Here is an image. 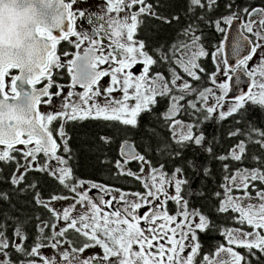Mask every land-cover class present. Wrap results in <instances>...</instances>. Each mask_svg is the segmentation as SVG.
<instances>
[{
    "label": "snow or ice",
    "instance_id": "1",
    "mask_svg": "<svg viewBox=\"0 0 264 264\" xmlns=\"http://www.w3.org/2000/svg\"><path fill=\"white\" fill-rule=\"evenodd\" d=\"M177 2L108 0L105 15L94 17L80 11L77 17L71 10L73 3L64 0V29L58 34L37 30L45 42L47 62L30 76L0 67V107L19 101L30 121L27 131H17L10 138L0 136L4 146L0 165L13 167L14 162L10 176H0V182L9 185L7 191L0 189V264H264V188L255 183L264 185V129L247 119L256 108L264 113V6H253V0H224L227 14L213 18L218 0H187L185 24L177 39L154 45L155 59L149 54L148 41L134 40V35L144 28L155 39L166 27L178 25L181 16L172 11ZM134 5L140 7L130 15H108L131 10ZM213 27L221 39L209 48L205 42ZM62 41L74 45L76 51L58 55ZM229 43L234 64L225 58ZM209 56L214 66L211 72L201 62ZM254 59L255 66H250ZM137 64L143 67L135 75L131 69ZM161 65L168 66L169 78L159 71L151 73L153 66ZM64 68L71 77L66 94L65 85L55 79L63 73L54 72ZM9 70L15 73L10 91H6ZM109 75L111 83L102 92L99 82ZM241 75L248 78L247 91L230 86L233 80L236 85L244 84ZM21 80L28 90L17 89ZM42 80L46 83L41 86ZM76 86L82 91H74ZM53 88L56 90L50 91ZM115 91L123 95L116 98ZM229 92L233 93L231 103ZM76 96L78 100L73 99ZM162 101L165 110L158 112ZM41 105L48 108L47 115L38 110ZM181 114L188 115L189 122L177 119ZM230 118H235V127L230 126L226 136L238 142L218 154L215 129L208 133L205 127L222 125ZM88 119L114 122L110 134L93 139L89 152L102 154L103 159L96 155L97 162L108 165L112 161L107 150L118 145L113 175L138 180L143 192H125L75 175L73 162L78 161V154L70 146L66 126ZM55 121H59L55 131L59 144L49 127ZM9 127H14L12 122ZM14 145L25 147L21 151ZM18 151L19 157L12 154ZM149 151L159 152L167 160L153 165L147 158ZM167 161L175 165L171 173L166 170ZM131 162L139 164L138 171L128 167ZM245 162L254 166L232 169L233 163ZM212 163H219L224 173L219 184L223 191L212 193L218 201L215 212L238 214L229 218L239 227L222 228L226 244L203 253L198 260L203 248L200 235L215 232L217 226L205 213L190 207V198L207 195ZM197 180L201 183L196 184ZM57 185L73 195L55 191L43 195L46 187L55 189ZM67 200L74 202L62 211L54 207V202ZM169 202L175 203V214H169ZM78 205L82 211L73 215ZM29 206L44 209L48 215H25L21 209ZM9 226L11 237L7 235ZM97 247L102 254L84 256ZM45 248L53 249L54 254L45 256Z\"/></svg>",
    "mask_w": 264,
    "mask_h": 264
},
{
    "label": "flooded vegetation",
    "instance_id": "2",
    "mask_svg": "<svg viewBox=\"0 0 264 264\" xmlns=\"http://www.w3.org/2000/svg\"><path fill=\"white\" fill-rule=\"evenodd\" d=\"M150 2H154V0H150ZM65 3H73V0H65ZM107 4H108V0H75V2L73 3V8L71 9L73 11V13L78 17V14L80 11H84L87 14H92L94 17L95 16H100V15H105L106 10H107ZM182 6L184 7V12L180 13L179 15L181 16V20L180 23L178 25H174L172 27H166L165 30H168V34L166 36H164L163 38H155V39H151V33L146 32V30L144 28H138L137 33L134 35V40L135 39H139V40H147L148 41V51L149 54H152L154 56L155 59H158V57L154 54L153 52V46L158 44L159 42L162 41H168L169 43H171L173 40L177 39V32L179 31V29L185 24V12L187 11L186 5H187V0H183L182 1ZM219 0H218V6H219ZM253 6H264V0H253ZM140 5H134L133 8L131 10L125 8L123 12L120 13H109L108 15L110 16H117V17H124L125 15H130L131 11H138ZM175 13V12H174ZM61 22L58 25H55L54 27H52L50 29V31H52L54 34H58L60 31H62L64 29V27L66 26V20L64 19V13L61 12ZM131 21L129 20V23ZM86 23V22H85ZM98 26V25H97ZM89 31H91V28L89 26L88 28ZM182 39V37H180ZM70 40H74V37H69ZM87 46L86 44L82 46L85 47ZM69 51V53L71 54L72 52L76 51V49L74 48V45H69L66 41H62L58 46H57V54L58 55H62V53L64 51ZM82 50V49H81ZM71 58V55L68 57ZM66 62V61H65ZM203 63V65L206 67V69L211 72L214 70V66L211 60V57L209 56L208 59L206 60H202L201 61ZM142 65L141 64H137L135 65L131 71L135 74L138 75L140 74V72L142 71ZM167 65H161L159 67L153 66L151 73L154 74L155 72L159 71L164 73L166 78L168 77V71H167ZM125 71H128L127 69ZM177 71L180 72V74L183 76L184 74L180 71L179 68H177ZM54 72H61L63 73V76H55V79L61 83L64 84V93L66 94L68 92V87L67 85L71 83V77L67 74V69H58V70H54ZM15 73V70H9V75L5 78V90L6 91H10V78L11 75ZM187 78V77H186ZM190 79V78H187ZM205 79H207L205 77ZM46 83V81L42 80L41 81V86ZM111 83V76H107V77H102L101 81L99 82L98 87L101 88V91L103 92V89L108 87ZM16 87L18 89V85L16 84ZM23 88L25 90H28V85L26 83H23ZM56 89L53 88L50 91L54 92ZM74 91H82L81 89H79V86H76V89ZM112 95L116 98H120L123 93L120 91H115L112 93ZM42 102L45 98H41ZM100 102H103V95L99 98ZM130 103H135V101H130ZM166 107V102L162 101L159 104V107L156 109L158 112H162L163 110H165ZM38 110L41 111L42 114L47 115L48 113V108L46 106H38ZM177 119H181L185 122H189V116L186 114H181L179 116H177ZM114 122H107V121H94L91 119H88L84 122H69V125L66 126V131L69 133V135L71 136V139L69 141L71 148L74 150V152H76V148L74 147V135L73 132L76 133L78 131H81L83 129H92V130H96V134L97 136L101 135V133L103 132L104 134H110L112 131V124ZM105 125H108L107 127H105ZM50 128L53 129L54 131V138L57 139L58 144L60 143V139L58 136L55 135V131L59 128V121H55L53 122L51 125H49ZM232 127V126H231ZM212 129L215 131L218 129L219 130V125H216L214 123H210L205 127V131L208 133H211ZM217 130V131H218ZM73 136V137H72ZM73 139V140H72ZM72 140V141H71ZM218 146V144L216 145ZM14 147L18 150H23L24 149V145H14ZM31 147V145L29 146ZM4 146L0 145V149L3 150ZM117 149H118V145L113 144L108 150H107V156L108 158L112 161V164H108V165H103L102 169L106 170V172L103 175H88L85 174L84 172H79L76 168V163L77 161L73 162V167L75 169V175L78 178L84 179L86 181H106L104 183H100V184H104V185H111L114 186L116 188L120 189V181L123 180H135L132 177H126V176H120V177H115L113 175V173L115 172V168L112 166L115 163V160L118 159V155H117ZM143 149H141L142 151ZM143 152V151H142ZM153 152V151H152ZM154 154L157 155V152H153ZM13 155H16L17 157L20 156V152H14L12 153ZM59 154V153H58ZM77 154H78V150H77ZM153 165H156L155 163L160 161L156 156L154 157H147ZM78 159L79 156H78ZM103 159V157H102ZM201 160L204 159L203 156L200 157ZM167 160V158H166ZM179 164V160L175 161V165ZM173 164L172 161H167V168L166 170L171 173V171L173 170V167L175 166ZM129 168H131L133 171H138L139 170V164L137 162H131L128 165ZM14 170V162H13V167H8L6 165H0V176H10V173ZM31 175H38L36 173H31ZM213 175H214V171H213ZM99 183V182H97ZM5 186V187H2ZM9 185L6 182H0V189L3 190H8ZM219 188H214L213 191H205L207 193V195L204 198H196V197H192L190 198L191 203H190V207L191 208H195L198 209L200 211H202L203 213H205L207 216L210 217V219L212 221H214L216 223L217 229L215 232H209L208 234H201L200 235V240L203 244V248H202V252L201 255L198 257L199 259H202L203 253H208L211 251H214L215 247L218 246L221 243H225V237L223 235L220 234V231L222 228L224 227H238L239 225L234 224L231 220H230V216L232 215H238V214H234V213H227V214H220L217 215L215 212V208L216 206H218V201L213 197L212 193L216 190H218ZM54 190H47L44 191L43 190V195L45 197L49 196L50 192H52ZM96 190H93V192H95ZM170 191L173 192L174 194V188L170 189ZM251 191V189H250ZM57 194L60 195H73L71 193H68L67 191H55ZM125 192H137V191H125ZM142 192V191H140ZM222 192V191H221ZM114 195H119V193H115ZM254 195V193H253ZM207 203V204H206ZM3 207L5 206V204L2 205ZM54 207H56L58 210H60L57 205H54ZM5 208V207H4ZM7 208V207H6ZM167 209L169 211V214H175L176 211V205L174 202H169L167 204ZM21 211L25 214V215H39L41 213H44L46 216L48 215L44 209H36L32 206H29L27 208H23L21 209ZM207 211V213L205 212ZM143 212V209L141 210V213ZM223 215V221H221V216ZM61 225V222H60ZM245 227V226H244ZM246 230L247 227H245ZM30 233H34L35 229L34 228H30L28 229ZM7 235L9 237H11L12 235V228L11 226H9L8 228V232ZM214 236L215 238H213L212 240L214 242H209L206 240L205 237H211ZM34 235L30 237V239L27 241L28 245H31L33 240H34ZM220 238L221 242L216 243V240ZM47 249V248H45ZM138 250V249H137ZM241 253L244 252L243 249H238ZM42 252L44 254V249H42ZM13 259H15V257H13Z\"/></svg>",
    "mask_w": 264,
    "mask_h": 264
},
{
    "label": "clouds",
    "instance_id": "3",
    "mask_svg": "<svg viewBox=\"0 0 264 264\" xmlns=\"http://www.w3.org/2000/svg\"><path fill=\"white\" fill-rule=\"evenodd\" d=\"M64 0H0V67L34 75L47 62L45 42L38 29L49 31L61 22ZM19 101L0 107V136L27 131L30 121ZM12 122L14 127H9Z\"/></svg>",
    "mask_w": 264,
    "mask_h": 264
},
{
    "label": "trees",
    "instance_id": "4",
    "mask_svg": "<svg viewBox=\"0 0 264 264\" xmlns=\"http://www.w3.org/2000/svg\"><path fill=\"white\" fill-rule=\"evenodd\" d=\"M182 1L183 0H178L176 6L174 9H172L173 12H175V14H180L184 12V7L182 6ZM219 6L217 7V9L211 13V16L213 18H218L221 15H226L227 12L225 10L224 7V0H219ZM168 30H164L162 33H160L158 36H156L155 38H163L164 36H166L168 34ZM170 33V32H169ZM221 39V35L215 32L214 27L209 30L208 33V39L206 40V47H211L212 44H216L219 42V40ZM209 58V57H208ZM207 58V59H208ZM234 119L235 118H230L228 120H225L222 125H219V130L215 131L216 136H217V140L219 141L218 146H216V152L222 153V152H227L231 146H233L235 143L238 142L237 139H230L227 138L226 133L227 131L230 129V126L235 127L234 125ZM249 121H253L256 126L260 127L261 129H264V113L261 112V110L259 108H256L255 110H251L250 111V115L247 118ZM241 127H244V125H241ZM214 130L212 129L211 133ZM221 133H223V135H221ZM101 134H104L103 132ZM74 135V147L78 150V156L80 159H78L77 163H76V168L79 172H84L85 174L88 175H103L106 170L102 169V164H99L97 162L96 159V155H100V158L102 159L103 155L102 154H92L91 152H89L88 148L89 145L93 142V139L98 140V136L96 134V130H92V129H83L81 131H78L76 133L73 132ZM73 137V136H72ZM241 139L243 137H240ZM73 140V139H72ZM71 140V141H72ZM76 150V153H77ZM143 151V150H142ZM156 156L160 161V163H164L166 161V156H161L159 152H157V155L154 154L152 151H149L148 153V157H154ZM158 162H156L155 164L157 165ZM254 165L251 163H243V164H237V163H233L232 164V169L235 170V168L237 167H248L251 168ZM211 167L214 171V175L209 178L207 180V187L205 188V191H213L214 188H219V184L221 182H223V170L221 168V166L219 165V163H212ZM166 168H167V163H166ZM94 182H99V183H104L106 181H94ZM55 183V182H53ZM201 181L197 180L196 184H200ZM257 184L258 187L260 188H264V185H260L259 182H255ZM138 186V181L136 180H123L120 181V189L122 190H126L130 187H137ZM5 187V186H2ZM47 190H54V191H66L64 189H62V187L60 186H56L55 189L46 187L44 189V191ZM140 191L143 190V188H139V189H133V191ZM220 191H223L222 189H219ZM6 191V190H5ZM207 204V203H206ZM5 208L8 207L7 204H5L4 206ZM19 207V205H18ZM207 213V211H205ZM221 221H223V215L221 216ZM207 241L209 242H214L212 239L215 238L214 236L211 237H205ZM221 242V239L218 238L216 240V243Z\"/></svg>",
    "mask_w": 264,
    "mask_h": 264
},
{
    "label": "rangeland",
    "instance_id": "5",
    "mask_svg": "<svg viewBox=\"0 0 264 264\" xmlns=\"http://www.w3.org/2000/svg\"><path fill=\"white\" fill-rule=\"evenodd\" d=\"M257 61L254 59V61H252V62H250V66H255V63H256ZM221 67H222V65H221ZM219 79H224V77L223 76H221V77H219ZM210 86V85H209ZM73 99H75V100H78L79 99V97L78 96H76V97H73ZM232 102V100H231V98L228 100V103H231ZM101 103H103V102H101ZM225 110H226V107H225ZM1 150V149H0ZM145 171L147 172V166H145ZM136 181H138V180H136ZM139 188H143L142 186H141V184H140V182L138 181V186L137 187H130V188H128V189H126L125 191H133V189H139ZM136 191H138V190H136ZM140 191H144V189L143 190H140ZM115 194V193H114ZM237 194H242V193H236V192H234L233 193V195H237ZM128 199H135V197H132V196H129L128 197ZM74 201H72V200H67V201H59V202H54V205H57V206H59L58 208L60 209V211H62L63 210V208L64 207H67L69 204H71V203H73ZM79 211H82V209H80V206L78 205L77 206V210L73 213V215H76V214H78L79 213ZM198 219V218H197ZM60 226H63V221H61V225ZM239 227V226H238ZM245 227H247L246 225H245ZM250 230V229H249ZM94 253H100V254H102V251L97 247V248H95V249H91V250H88V251H86L85 253H84V256H89V255H92V254H94ZM54 254V251H53V249H51V248H47V249H44V255L45 256H52Z\"/></svg>",
    "mask_w": 264,
    "mask_h": 264
},
{
    "label": "water",
    "instance_id": "6",
    "mask_svg": "<svg viewBox=\"0 0 264 264\" xmlns=\"http://www.w3.org/2000/svg\"><path fill=\"white\" fill-rule=\"evenodd\" d=\"M232 30L230 29V32H231ZM225 58H227V59H229V62L230 63H235V60H234V58H232V56H231V47H230V43H229V46L226 48V50H225ZM241 80L242 81H245V83L244 84H241V85H236L235 84V80H233V81H230L229 83H230V86L232 87V88H234V89H243V90H245V91H247V80H248V78L247 77H245V76H243V75H241ZM23 81L21 80V81H17V85H18V90L19 91H21V92H23V91H25V89L23 88ZM233 96V93L232 92H229V98H231Z\"/></svg>",
    "mask_w": 264,
    "mask_h": 264
}]
</instances>
